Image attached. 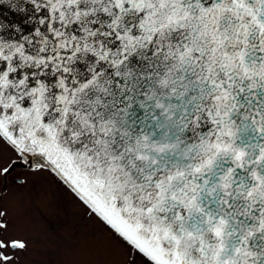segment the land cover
Segmentation results:
<instances>
[{"label":"snow or ice","instance_id":"obj_1","mask_svg":"<svg viewBox=\"0 0 264 264\" xmlns=\"http://www.w3.org/2000/svg\"><path fill=\"white\" fill-rule=\"evenodd\" d=\"M18 168L127 264H264V0H0V193ZM27 247L0 208V264Z\"/></svg>","mask_w":264,"mask_h":264},{"label":"rangeland","instance_id":"obj_2","mask_svg":"<svg viewBox=\"0 0 264 264\" xmlns=\"http://www.w3.org/2000/svg\"><path fill=\"white\" fill-rule=\"evenodd\" d=\"M7 155L5 158L7 159ZM2 190L9 234L28 243L15 264H127L126 247L52 172L17 169Z\"/></svg>","mask_w":264,"mask_h":264},{"label":"flooded vegetation","instance_id":"obj_3","mask_svg":"<svg viewBox=\"0 0 264 264\" xmlns=\"http://www.w3.org/2000/svg\"><path fill=\"white\" fill-rule=\"evenodd\" d=\"M18 169H23V168H18ZM55 177H56V179L58 180V182L60 183V184H62V186L64 187V189H66L69 193H71V191H70V189L68 188V186L67 185H65L55 174H53ZM18 176V175H17ZM19 177V182L21 181V182H23L24 180H25V177L24 176H18ZM9 180H11V177H9L8 178V183H9ZM7 183V184H8ZM0 194H2V197H3V193H0ZM1 202L2 201H0V205H1ZM0 208H3L4 210H5V212L6 213H8L9 212V209H7V208H5V207H1L0 206ZM8 215H9V217H10V215H11V211L8 213ZM8 220V223H9V219H7ZM10 224V223H9ZM14 238H17V237H14ZM17 239H20V238H17ZM21 240H24V241H26V239L24 238V237H22V239ZM26 252V250L25 251H23V252H19L18 254H17V257H16V260L15 261H22L24 258H23V256H22V253H25Z\"/></svg>","mask_w":264,"mask_h":264},{"label":"water","instance_id":"obj_4","mask_svg":"<svg viewBox=\"0 0 264 264\" xmlns=\"http://www.w3.org/2000/svg\"><path fill=\"white\" fill-rule=\"evenodd\" d=\"M5 15L8 17V19H15V16L10 11H5Z\"/></svg>","mask_w":264,"mask_h":264}]
</instances>
